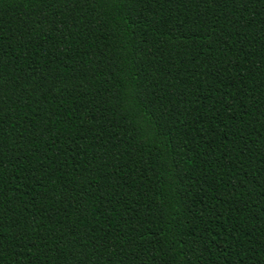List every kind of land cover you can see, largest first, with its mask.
I'll list each match as a JSON object with an SVG mask.
<instances>
[{
    "label": "trees",
    "instance_id": "16d2710c",
    "mask_svg": "<svg viewBox=\"0 0 264 264\" xmlns=\"http://www.w3.org/2000/svg\"><path fill=\"white\" fill-rule=\"evenodd\" d=\"M0 264H264V0H0Z\"/></svg>",
    "mask_w": 264,
    "mask_h": 264
},
{
    "label": "snow or ice",
    "instance_id": "6c2138e0",
    "mask_svg": "<svg viewBox=\"0 0 264 264\" xmlns=\"http://www.w3.org/2000/svg\"><path fill=\"white\" fill-rule=\"evenodd\" d=\"M70 2H72L73 4H78V3H84L85 5H87V3L89 2H95V0H70ZM135 2V0H134ZM134 118H137L136 116H134Z\"/></svg>",
    "mask_w": 264,
    "mask_h": 264
}]
</instances>
